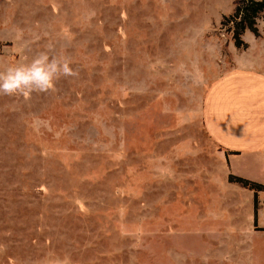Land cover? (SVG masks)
Masks as SVG:
<instances>
[{"label":"rangeland","instance_id":"obj_1","mask_svg":"<svg viewBox=\"0 0 264 264\" xmlns=\"http://www.w3.org/2000/svg\"><path fill=\"white\" fill-rule=\"evenodd\" d=\"M234 6L0 0V70L51 44L77 72L0 94V264H264V190L254 223L202 123Z\"/></svg>","mask_w":264,"mask_h":264},{"label":"crops","instance_id":"obj_2","mask_svg":"<svg viewBox=\"0 0 264 264\" xmlns=\"http://www.w3.org/2000/svg\"><path fill=\"white\" fill-rule=\"evenodd\" d=\"M259 35L248 29L241 37L246 47L232 51V65L209 85L202 102V123L210 140L227 154L232 174L264 183V20L257 19ZM262 28V29H261ZM260 163V179L239 172L236 164ZM242 174V175H241ZM236 184V183H235ZM230 185V184H229ZM232 185V184H231ZM238 187H241L237 184ZM233 187V185H232ZM253 222L260 203L254 212ZM254 222V223H256Z\"/></svg>","mask_w":264,"mask_h":264},{"label":"clouds","instance_id":"obj_3","mask_svg":"<svg viewBox=\"0 0 264 264\" xmlns=\"http://www.w3.org/2000/svg\"><path fill=\"white\" fill-rule=\"evenodd\" d=\"M52 51L53 46L49 44L30 61L0 70V94L47 92L60 77L76 76L77 72L70 67V58L51 54Z\"/></svg>","mask_w":264,"mask_h":264},{"label":"trees","instance_id":"obj_4","mask_svg":"<svg viewBox=\"0 0 264 264\" xmlns=\"http://www.w3.org/2000/svg\"><path fill=\"white\" fill-rule=\"evenodd\" d=\"M234 5L233 13L225 17V20L229 25L228 30L231 32L234 45L245 48L246 43L242 40L241 35L246 29L256 36L259 35L257 19L262 18L264 20V0H234ZM228 180L254 192L253 203L255 212L257 208V191L264 190V186L256 181L232 174L229 175ZM254 222H256L255 214Z\"/></svg>","mask_w":264,"mask_h":264}]
</instances>
